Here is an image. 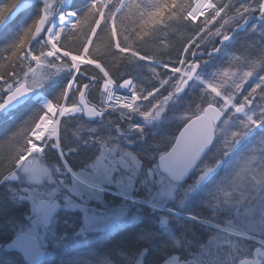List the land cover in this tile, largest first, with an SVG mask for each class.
<instances>
[{"label": "snow or ice", "instance_id": "snow-or-ice-1", "mask_svg": "<svg viewBox=\"0 0 264 264\" xmlns=\"http://www.w3.org/2000/svg\"><path fill=\"white\" fill-rule=\"evenodd\" d=\"M20 16L0 264H264V0H0V34Z\"/></svg>", "mask_w": 264, "mask_h": 264}, {"label": "rangeland", "instance_id": "rangeland-1", "mask_svg": "<svg viewBox=\"0 0 264 264\" xmlns=\"http://www.w3.org/2000/svg\"><path fill=\"white\" fill-rule=\"evenodd\" d=\"M246 36H247V33L241 31L239 35L231 43H227L226 46L221 48L219 56L221 57L225 56L235 51L236 49H238L240 46V43L244 41ZM215 39H217L218 41V38H215ZM245 87H247V85ZM109 118L116 119L113 116ZM178 131H179L178 123L173 122L170 119H166L165 122L159 125L157 128L149 129L150 134L148 137V142L149 143L156 142L160 144L161 147H164L169 143V141L172 139L173 136L177 135ZM81 159H83V156L81 157Z\"/></svg>", "mask_w": 264, "mask_h": 264}, {"label": "trees", "instance_id": "trees-1", "mask_svg": "<svg viewBox=\"0 0 264 264\" xmlns=\"http://www.w3.org/2000/svg\"><path fill=\"white\" fill-rule=\"evenodd\" d=\"M78 2H82V0H78ZM25 19V16H20L18 17L13 24L10 26V29H5L3 31V34H0V47L3 46V44L5 43L6 38H8L11 34H12V30H15L17 25ZM177 48L179 47V44L177 43ZM173 56L176 55V52L174 51ZM165 59H167L165 57ZM117 82H121L119 79V75L117 74ZM94 92L96 93L97 90L94 89ZM26 115L25 112L21 111L20 113L15 114V117L12 119H7L5 120L3 123H0V143H3V141L9 137L14 131H16V129L19 127V125L21 124L22 119L24 118V116ZM113 117L116 118V115L113 114Z\"/></svg>", "mask_w": 264, "mask_h": 264}, {"label": "built area", "instance_id": "built-area-1", "mask_svg": "<svg viewBox=\"0 0 264 264\" xmlns=\"http://www.w3.org/2000/svg\"><path fill=\"white\" fill-rule=\"evenodd\" d=\"M118 95H125L126 94V90H119ZM93 102H98V101H93Z\"/></svg>", "mask_w": 264, "mask_h": 264}, {"label": "water", "instance_id": "water-1", "mask_svg": "<svg viewBox=\"0 0 264 264\" xmlns=\"http://www.w3.org/2000/svg\"><path fill=\"white\" fill-rule=\"evenodd\" d=\"M178 134V133H177Z\"/></svg>", "mask_w": 264, "mask_h": 264}]
</instances>
